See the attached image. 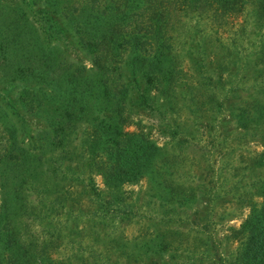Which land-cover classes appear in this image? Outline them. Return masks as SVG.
Here are the masks:
<instances>
[{"label": "rangeland", "instance_id": "1", "mask_svg": "<svg viewBox=\"0 0 264 264\" xmlns=\"http://www.w3.org/2000/svg\"><path fill=\"white\" fill-rule=\"evenodd\" d=\"M43 1L30 0L39 12L25 9L29 24L45 18ZM67 1L78 0L62 5ZM260 2H238L222 23L195 17L177 22L175 70L167 81L122 72L121 132L152 142L158 162L118 191L105 188L91 165L93 125L84 112L76 118L63 113L48 89L41 94L29 68L1 81L0 155L7 147L14 153L21 148L24 158L14 174L0 160V210L10 236L21 247H47L52 264H237L241 225L264 191V162L258 158L264 152ZM13 8L0 10V21L13 18ZM47 17L65 26V20ZM60 36L74 45L69 34ZM86 57L72 54L66 63L89 67ZM118 90L124 95V87ZM53 110L67 141L53 138L45 124ZM33 154L42 159L31 162ZM111 196L122 206L107 203Z\"/></svg>", "mask_w": 264, "mask_h": 264}, {"label": "trees", "instance_id": "2", "mask_svg": "<svg viewBox=\"0 0 264 264\" xmlns=\"http://www.w3.org/2000/svg\"><path fill=\"white\" fill-rule=\"evenodd\" d=\"M245 1L78 0L62 5L61 0H44L45 18L35 19L32 25L25 17L28 12L25 9L33 15L39 11H32L30 0H17L12 6L0 0L2 13L8 6L15 11L13 18L0 21V82L10 80L15 73L22 75L24 68H29L26 73L38 82L41 94L48 89L49 99L56 101L63 113L76 118L84 112L86 121L93 125L87 151L91 165L98 167L105 188L118 191L124 181H136L152 172L158 162V149L152 142L142 135L135 138L121 132L126 105L122 72L127 68L139 78L167 81L175 70L171 53L176 23L194 17L197 20L213 18L222 23L230 11L236 10L238 2ZM259 1L264 19V0ZM47 13L65 20V26L59 27L58 21L47 17ZM64 32L72 37L74 45L69 46L60 38ZM75 45L76 53L87 56L89 67L79 61L66 63L70 55L76 54ZM120 86L125 88L121 96ZM57 119L55 114L49 115L45 124L54 133L53 138L67 141L69 136L60 137ZM96 123H100L98 129L94 128ZM107 123L110 126L106 128ZM40 145L44 142L40 141ZM19 150L14 153L7 147L0 155L1 164L8 165L12 174L23 163ZM39 155L33 154L31 162L42 159ZM258 158L264 162V152ZM262 196V203L241 225L244 241L237 249V264H264V191ZM107 203L122 206L112 196ZM103 206L99 203V207ZM4 217L5 213L0 210V264H26L29 260L35 264L53 263L47 247H21L18 237L10 236Z\"/></svg>", "mask_w": 264, "mask_h": 264}]
</instances>
